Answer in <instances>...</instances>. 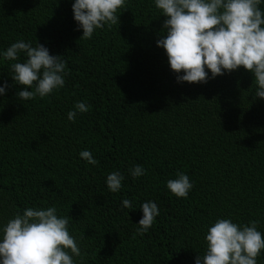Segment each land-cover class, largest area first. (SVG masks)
<instances>
[{"label": "trees", "instance_id": "16d2710c", "mask_svg": "<svg viewBox=\"0 0 264 264\" xmlns=\"http://www.w3.org/2000/svg\"><path fill=\"white\" fill-rule=\"evenodd\" d=\"M74 2L0 0V86L9 85L0 96V227L28 207L55 206L85 254L76 264H195L208 228L224 218L258 220L264 238V99H253L252 74L241 67L178 83L157 47L166 17L155 0H127L120 23L90 40H80ZM19 40L63 56V88L18 98L24 89L2 53ZM81 101L89 111L69 121ZM136 165L147 174L134 179ZM113 171L124 176L118 193L106 184ZM180 172L194 185L187 199L167 188ZM148 201L159 216L135 235Z\"/></svg>", "mask_w": 264, "mask_h": 264}, {"label": "clouds", "instance_id": "9594fccd", "mask_svg": "<svg viewBox=\"0 0 264 264\" xmlns=\"http://www.w3.org/2000/svg\"><path fill=\"white\" fill-rule=\"evenodd\" d=\"M264 0H155V8L166 17L163 31L166 35L157 40L178 83L206 84L209 80L231 73L241 67L253 76V99H264ZM127 0H75L72 5L74 20L83 35L90 40L97 30L106 26L110 30L120 23L118 10H127ZM21 54L26 57L20 61ZM2 56L12 61L11 79L24 90L17 93L20 100L30 101L36 96L45 98L65 85L68 75L63 56L51 55L49 49L37 43L19 40L12 43ZM206 69L208 71H206ZM210 71L211 77L208 72ZM9 87L0 86V96ZM28 89H31L29 91ZM89 106L77 102L68 113L75 122L77 112L86 113ZM88 164L97 165L88 150L80 152ZM132 177L146 175L136 165L130 169ZM124 176L119 171L108 174L107 188L118 193ZM188 175L177 173L176 179L167 181L168 190L177 198H188L193 188ZM124 208L132 201L124 199ZM143 212L135 235L143 236L159 216L158 205L153 201L141 205ZM70 216L58 215L55 206L28 207L17 213L0 227V264H76L81 262L79 241L70 234ZM258 220L237 224L231 219H217L205 235L206 250L197 255L195 264H258L264 250V238L258 231ZM135 238V236H134Z\"/></svg>", "mask_w": 264, "mask_h": 264}]
</instances>
